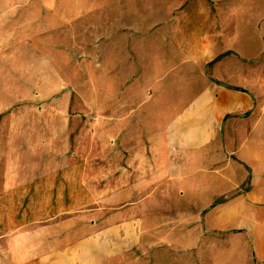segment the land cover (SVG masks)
Listing matches in <instances>:
<instances>
[{
	"label": "crops",
	"instance_id": "0c3cea01",
	"mask_svg": "<svg viewBox=\"0 0 264 264\" xmlns=\"http://www.w3.org/2000/svg\"><path fill=\"white\" fill-rule=\"evenodd\" d=\"M38 1L42 10L64 21L59 0ZM70 4L67 21L96 15L98 8L93 0ZM109 4L102 7V32L93 45L129 47L117 74L128 80L118 93L120 99L133 94L134 100H120L118 118L103 119L109 129L106 149L98 155L100 166L66 167L49 159L30 170L38 175L32 176L36 181L19 185L9 161L16 138V121L8 117L14 106L15 62L33 77L46 79L51 59L37 49L40 42L16 34L19 25L9 16L16 10L24 13L26 6L0 7V114L7 115L0 117V158L6 160L0 170V206L17 200L34 206L92 205L105 215L102 225L94 220L87 245L72 238L62 242L59 234L47 242L46 231L34 235L0 225V264H113L127 250L143 248L141 239L146 238L151 244L145 252H153L159 190L176 191L179 205L208 207L200 216L203 233L218 231V251L207 250L200 240V263L264 264V18L259 20L262 37L255 35L260 46L251 52L238 46L237 10L221 0L171 4L164 24L143 21V9L137 6ZM144 46L183 49L153 55L138 48ZM50 76L59 75L53 68ZM36 86L39 95L46 92ZM36 126L37 139L23 133L24 141H47V120L38 118ZM189 225L188 220L186 228L170 227L166 242L184 250L197 247L185 244L186 238L196 232L198 238L206 237ZM33 238L38 245L31 244Z\"/></svg>",
	"mask_w": 264,
	"mask_h": 264
},
{
	"label": "rangeland",
	"instance_id": "374dc122",
	"mask_svg": "<svg viewBox=\"0 0 264 264\" xmlns=\"http://www.w3.org/2000/svg\"><path fill=\"white\" fill-rule=\"evenodd\" d=\"M93 1L98 7L96 15H84L81 19L67 21L66 17L71 16L70 0H59V6L65 15L64 21H60L55 14H52L53 12L42 10L38 0H0V7L26 6L24 13L16 10L14 15L9 16L12 20L14 18L16 26L19 25L16 34L25 35L32 42L35 40L40 42L37 49L39 48L41 53L51 59L46 63V79L33 77L30 71L19 68L21 63L15 62L14 106L9 108L8 117H14L16 121L14 153L9 149V161L15 166L16 185L36 181L34 178H38V175L33 173L34 170L30 173V170L46 164L49 159L53 165L57 162L66 167L77 163L100 166L102 159L98 155L106 149L109 129L103 125V119L109 116L118 118L120 100L128 102L134 100L133 94L127 93L120 99L118 93L119 87L128 80L117 75L121 65H125L119 60L129 47L93 45L94 39L102 32L104 3L110 2V7L121 5L134 8L137 6L143 9V21L157 20L158 23L164 24L166 21L163 18H166L167 9L171 4L188 7L194 0H189L188 3L185 0L182 2L180 0H123L121 3H118L119 0ZM210 1L215 0H198L202 5ZM221 2L224 6H231L237 10L238 15L235 20L239 37L238 46L242 49L248 48L252 52L260 46L261 42L255 35L259 34L260 38L262 37L259 20L264 18V0H221ZM132 48L135 49V47ZM138 48H142L141 51L145 54L153 55L178 53L183 49L182 46ZM210 63L211 61L207 63V67ZM53 68L58 73V77L50 76ZM34 80L36 81L33 84ZM38 84L46 90L45 93L38 94V86H36ZM34 85L36 88L33 89ZM38 106L39 109L44 108L41 113ZM6 116V111L0 114V117L6 118ZM38 118L47 120V141L41 142L42 144L28 143L22 139V134L26 133L31 138L37 139L33 131L37 128ZM50 123H60V125L53 127L49 126ZM50 128L54 132H51ZM111 129L113 134V127ZM77 151L78 156L75 155ZM5 164L6 160L0 158V170ZM1 175L2 173L0 178ZM32 176L35 177L32 178ZM173 199L175 205L171 203ZM178 199L179 195L176 191L169 193V191L159 190L156 206L158 219L153 223L157 231L152 239L153 252H145L146 248L150 250L148 247L151 239H141L145 243L143 248L127 250L124 256L113 264H210L209 260L200 263V253L197 249L201 240L202 246L207 250L218 251V231H210L207 228L208 231L203 233L206 227L200 216L208 207L203 209L185 207L177 204ZM214 211L218 214V205ZM104 216L100 207L92 205L34 206L21 205L17 200L14 205L0 206V225L6 229L16 232L26 230L34 235H37L39 230L46 231L47 237H56L59 234L63 236L62 242L72 238L74 242L78 240L82 245H87L94 220L102 225ZM188 220L190 221L188 228L200 230L201 235L206 238H198L196 232L193 236L186 238L185 244L197 247L185 250L182 248L183 245L176 242L167 243L166 231L172 226L176 230L186 228L184 222ZM50 240L51 237L47 242ZM31 244L38 245V239H31ZM201 257H203L202 254Z\"/></svg>",
	"mask_w": 264,
	"mask_h": 264
}]
</instances>
